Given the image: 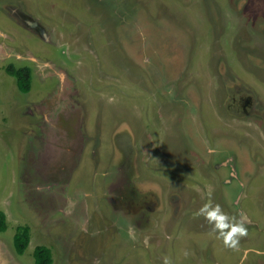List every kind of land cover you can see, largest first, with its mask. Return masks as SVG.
I'll return each mask as SVG.
<instances>
[{"label": "rangeland", "instance_id": "374dc122", "mask_svg": "<svg viewBox=\"0 0 264 264\" xmlns=\"http://www.w3.org/2000/svg\"><path fill=\"white\" fill-rule=\"evenodd\" d=\"M0 212V264H264V0H0Z\"/></svg>", "mask_w": 264, "mask_h": 264}, {"label": "trees", "instance_id": "16d2710c", "mask_svg": "<svg viewBox=\"0 0 264 264\" xmlns=\"http://www.w3.org/2000/svg\"><path fill=\"white\" fill-rule=\"evenodd\" d=\"M7 73L15 78L18 89L23 93L30 90L31 76L28 69L12 70L7 69ZM6 217L0 212V233L6 231ZM13 244L18 254L22 255L29 244V231L27 228H19L14 236ZM34 264H52L51 252L46 247H36L33 252Z\"/></svg>", "mask_w": 264, "mask_h": 264}, {"label": "clouds", "instance_id": "9594fccd", "mask_svg": "<svg viewBox=\"0 0 264 264\" xmlns=\"http://www.w3.org/2000/svg\"><path fill=\"white\" fill-rule=\"evenodd\" d=\"M236 231H238L241 235H245L246 234V229L243 228V226H240L236 229ZM187 254V253H185ZM165 264H170V262L168 261L167 258H165Z\"/></svg>", "mask_w": 264, "mask_h": 264}]
</instances>
